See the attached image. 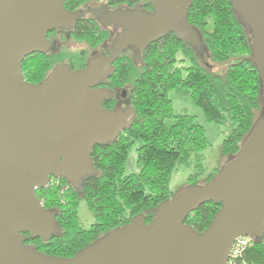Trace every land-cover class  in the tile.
Wrapping results in <instances>:
<instances>
[{"label": "water", "instance_id": "obj_1", "mask_svg": "<svg viewBox=\"0 0 264 264\" xmlns=\"http://www.w3.org/2000/svg\"><path fill=\"white\" fill-rule=\"evenodd\" d=\"M151 11L117 9L101 15L122 31L111 56H98L78 70L58 66L34 85L21 61L45 53L46 33L68 27L75 14L63 0H0V264H225L237 237L264 230V0H230L250 35L252 64L260 78L261 108L239 150L208 182L187 185L160 203L146 223L132 218L88 243L71 257L26 245L60 233L56 212L43 208L36 190L50 178L75 188L94 175L92 149L112 143L133 122L135 110L106 109L110 91L96 88L111 62L128 46L142 59L151 43L172 34L203 58L200 33L187 20L190 0H148ZM220 202L210 225L198 232L185 223L200 205Z\"/></svg>", "mask_w": 264, "mask_h": 264}, {"label": "trees", "instance_id": "obj_2", "mask_svg": "<svg viewBox=\"0 0 264 264\" xmlns=\"http://www.w3.org/2000/svg\"><path fill=\"white\" fill-rule=\"evenodd\" d=\"M187 20L201 35L206 50L203 58L171 34L148 45L141 62H131L132 124L125 135L92 149L96 173L79 188L60 181L36 190L43 208L57 212L60 233L48 241L28 240L26 245L46 255L71 257L98 233L123 226L125 222L113 223L115 218L145 215L146 223L150 222L154 209L173 195L169 180L176 167L193 164L188 181L196 184L205 170L200 155L209 144L195 116L173 114L170 91L188 89L189 102L200 109L205 121L226 129L221 154L228 158L238 152L261 108L260 78L249 58L250 35L230 0H190ZM204 57L225 65L224 72H210L209 65L201 62ZM135 143H139L135 148L139 171L125 174L128 152ZM80 200L96 216L97 224L90 231L78 227L75 209ZM220 207V202L204 203L185 223L201 232ZM241 262L264 264V230L242 254Z\"/></svg>", "mask_w": 264, "mask_h": 264}, {"label": "flooded vegetation", "instance_id": "obj_3", "mask_svg": "<svg viewBox=\"0 0 264 264\" xmlns=\"http://www.w3.org/2000/svg\"><path fill=\"white\" fill-rule=\"evenodd\" d=\"M63 6L65 10L75 14L76 17L72 19L70 26L53 29L46 33L45 37L50 47L45 53L35 52L23 58L21 71L24 80L29 83L39 85L48 79L58 66L67 67L71 71L78 70L84 68L95 57L100 55L109 57L116 52L113 44L122 30L119 27L105 24L101 20V15L117 9L131 10L132 8H138L151 11L148 0H141L136 3H131V0H63ZM168 35L170 36L171 34ZM162 39L155 42H162ZM131 62L136 64L141 61L137 58L136 51L131 46H128L119 52L111 62V73L96 86V88L106 89L111 93V97L103 102L104 108L126 110L133 107L131 103ZM125 131L126 129L122 130L118 137L122 134L125 135ZM91 158L94 166L92 154ZM60 181H65L73 186L64 178L51 177L49 183L57 184ZM78 205L75 209L76 215ZM85 206L93 222L88 228H83L77 215V223L81 230L90 231L97 224V220L95 213L87 204ZM103 213L106 212L104 211ZM126 220H131V218H115L113 223L125 222L122 224L125 225L127 224ZM120 226L116 225L108 231L98 233L90 242Z\"/></svg>", "mask_w": 264, "mask_h": 264}, {"label": "rangeland", "instance_id": "obj_4", "mask_svg": "<svg viewBox=\"0 0 264 264\" xmlns=\"http://www.w3.org/2000/svg\"><path fill=\"white\" fill-rule=\"evenodd\" d=\"M209 28L211 27V22L209 21ZM206 50L203 55H205ZM208 57V56H207ZM180 58V57H179ZM201 60V59H200ZM201 62L205 65H209V71L212 73H222L225 70V65H218L209 61V59H202ZM188 89H175L168 93V97L171 100L172 110L174 115H192L195 116L196 121L203 126L205 131V137L208 142L207 148L201 153V163L205 167L203 173L197 177L196 185H202L205 178L214 173L216 169H220L227 157L221 154V143L226 133V129L223 126H219L213 123H207L203 117L202 112L199 108L193 106L188 100ZM258 116V113L256 117ZM139 143H135L132 149L129 150L126 164H125V174L137 173L139 167L136 163V153L135 148ZM194 173L193 164L189 166H178L172 172L169 180V189L173 195L180 192L183 188L189 185L188 178ZM77 215L79 222L83 228H88V226L93 222V219L86 209L83 200H80Z\"/></svg>", "mask_w": 264, "mask_h": 264}, {"label": "built area", "instance_id": "obj_5", "mask_svg": "<svg viewBox=\"0 0 264 264\" xmlns=\"http://www.w3.org/2000/svg\"><path fill=\"white\" fill-rule=\"evenodd\" d=\"M253 242L254 241L250 237H237L231 245L228 259L225 264H242V254Z\"/></svg>", "mask_w": 264, "mask_h": 264}]
</instances>
